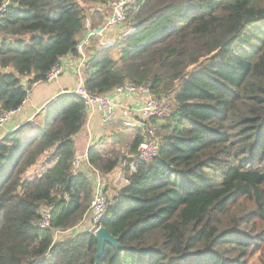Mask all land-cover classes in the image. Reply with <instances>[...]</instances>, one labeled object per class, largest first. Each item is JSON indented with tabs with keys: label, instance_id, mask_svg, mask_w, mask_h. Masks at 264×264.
I'll use <instances>...</instances> for the list:
<instances>
[{
	"label": "trees",
	"instance_id": "1",
	"mask_svg": "<svg viewBox=\"0 0 264 264\" xmlns=\"http://www.w3.org/2000/svg\"><path fill=\"white\" fill-rule=\"evenodd\" d=\"M111 1L0 0V114L69 55L84 56L90 94L129 82L169 102L157 155L107 198L99 225L119 247L95 259L78 229L93 183L71 163L87 116L64 92L32 136L26 124L0 140V264H247L257 252L264 264V0H131L129 33L108 46L90 36L80 55ZM100 149L87 161L106 175L118 161ZM43 206L50 229L38 226Z\"/></svg>",
	"mask_w": 264,
	"mask_h": 264
},
{
	"label": "built area",
	"instance_id": "2",
	"mask_svg": "<svg viewBox=\"0 0 264 264\" xmlns=\"http://www.w3.org/2000/svg\"><path fill=\"white\" fill-rule=\"evenodd\" d=\"M130 2L131 0H112L109 3V15L102 31H109L118 27L125 29L124 23L126 20V9ZM3 10L4 6L0 8V18ZM85 26L87 28L89 27L88 21L85 22ZM129 31L125 29L122 36L129 33ZM88 33L90 37L91 30H89ZM108 45L110 44H103V46ZM82 65L83 61H80L77 69L76 89L73 91V94L77 95L84 105L87 116L86 122L91 120L94 114L99 113L100 122L103 126L119 123L125 130H137L141 137V142L136 149V153L132 156V162L129 164V174H131L135 171L136 163L149 162L157 155V128L160 122L170 116L171 106L166 99L153 96L146 87L135 86L129 82H124L122 85L117 86L104 94H90L83 86V80L81 77ZM62 72L60 64L55 65L48 72L45 82H54ZM55 99L46 103L43 109L48 111ZM27 101L28 94L22 105ZM15 111L1 113L0 126H2ZM31 125L35 128V124ZM87 150L81 155L76 154L71 163V167L72 173H75L80 170L83 164H85L90 168L93 174L92 197L89 204L90 221L87 231L94 235L101 227L99 223L105 216L108 199L104 190V180L101 178L100 173L94 170L87 161ZM114 177L122 182V186L128 183L124 171L119 172ZM50 211L51 207L49 206H43L41 208L40 220L38 222L39 228L50 229ZM61 234L62 233L60 232H55V237ZM47 257H49V255H47Z\"/></svg>",
	"mask_w": 264,
	"mask_h": 264
},
{
	"label": "crops",
	"instance_id": "3",
	"mask_svg": "<svg viewBox=\"0 0 264 264\" xmlns=\"http://www.w3.org/2000/svg\"><path fill=\"white\" fill-rule=\"evenodd\" d=\"M106 19L107 17H104L101 21V26H98V28L96 29H102L106 22ZM87 21L89 22V25H95L98 22V19L89 18ZM124 32V28L118 27L109 31L103 30L100 34L93 36L98 37L101 45H112L119 37L124 34ZM87 40L85 42L83 40L78 47V52L80 53V55L82 53V46L86 44ZM83 59L84 56H81L79 58H74L70 55L64 57L60 61V66L62 67L63 72L57 80L50 83L41 82L33 85L28 92V101L20 106L18 110H16L11 115V117L2 126H0V140L10 133L21 129L26 124H35V128L32 127L29 130L27 136H32V134H34V132L36 131V127L43 126L48 116V111L43 109L44 105L64 92L73 93V91H75L77 83V69L79 67L80 61H83ZM105 129L106 126H103L100 122V114H94L91 120L87 121L82 130L73 138L75 147L77 149L76 154L81 155L89 147L94 146ZM84 165L85 164L81 166L80 170L85 167ZM86 169V175L92 181L93 174L88 166H86ZM104 190H106L105 184ZM89 221L90 216L81 223L78 229H87Z\"/></svg>",
	"mask_w": 264,
	"mask_h": 264
},
{
	"label": "rangeland",
	"instance_id": "4",
	"mask_svg": "<svg viewBox=\"0 0 264 264\" xmlns=\"http://www.w3.org/2000/svg\"><path fill=\"white\" fill-rule=\"evenodd\" d=\"M86 8H88V6H86ZM136 134H138L137 130H125L119 123H115L106 126L105 131H103L95 144L101 148L100 150H102L104 156L117 159L118 161L117 167L112 172L106 175H102L99 172L101 178L104 180L106 188L105 194L108 199H110L111 196H113V194H115L123 185L122 182L115 179L114 176L121 171H124L126 176L130 173L129 158L134 155V153L131 152L130 146ZM84 166L85 167H83L82 170L86 173V165ZM258 258L259 252L252 254L249 257L247 264H260Z\"/></svg>",
	"mask_w": 264,
	"mask_h": 264
},
{
	"label": "water",
	"instance_id": "5",
	"mask_svg": "<svg viewBox=\"0 0 264 264\" xmlns=\"http://www.w3.org/2000/svg\"><path fill=\"white\" fill-rule=\"evenodd\" d=\"M102 32V29H96L91 31V36L98 35ZM89 33L86 34L84 42L88 39ZM83 42V43H84ZM82 43V44H83ZM97 242L95 259L101 254L105 244H110L114 247H119L116 238L110 235L103 227H100L96 233L93 235Z\"/></svg>",
	"mask_w": 264,
	"mask_h": 264
}]
</instances>
